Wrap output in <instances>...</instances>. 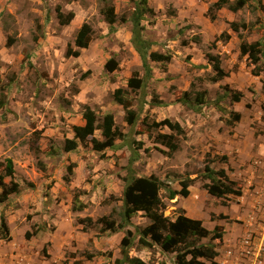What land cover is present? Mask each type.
<instances>
[{
    "label": "rangeland",
    "instance_id": "rangeland-1",
    "mask_svg": "<svg viewBox=\"0 0 264 264\" xmlns=\"http://www.w3.org/2000/svg\"><path fill=\"white\" fill-rule=\"evenodd\" d=\"M214 1L148 0L154 16L142 22L143 35L152 51L171 54L172 60L166 65L150 62L146 88L125 95L138 113V126L131 127L113 99L114 91L126 89L135 73L144 76L131 45L130 0H0V174L10 159L14 181L21 186L19 194L0 204V220L8 228V237L3 238L0 222V264H113L120 258L125 231L101 234L96 225L83 232L78 219L96 221L111 215L119 222L122 179L127 175L162 181L164 216L174 219L184 211L209 231L220 227L224 235L217 247L219 264L264 259V86L250 75L246 58L239 55L237 35L229 28L230 22L246 24L241 29L245 40L264 42V9L251 0L234 14L225 8L211 22L207 11ZM110 6L117 15L113 32L101 13ZM56 7L74 12L68 26L58 24ZM85 22L92 28L89 47L78 58H67L66 45L73 44ZM222 31L229 33V42L214 43ZM207 54L219 56L228 77L210 80L214 71ZM112 58L118 68L107 72L105 64ZM184 92H204L205 104L178 102ZM232 92L242 93L238 103L231 99ZM153 97L163 104L151 105ZM85 107L99 122L104 115H113L124 134L115 149L97 153L87 143L74 152L63 151L65 139L73 137L72 127L83 125ZM230 113L240 115L238 122ZM143 119L178 122L185 131L176 138L180 149L167 155L168 149L157 139L158 134L170 133L166 128L136 134L145 129ZM94 137L103 140L100 130ZM138 142L143 147L135 150ZM221 156L227 160L220 161ZM207 162L214 170L224 169L242 195L228 201L211 197L203 188ZM69 165L72 174L67 172ZM186 178L192 180L190 195L168 200L167 191L180 190L179 182ZM73 203H82L85 209L72 212ZM220 214L228 219L220 220ZM148 224L142 213L132 217L127 227L133 242L129 255L148 264L161 260L172 264L158 249L137 245L138 229ZM247 237L249 248L243 244Z\"/></svg>",
    "mask_w": 264,
    "mask_h": 264
},
{
    "label": "trees",
    "instance_id": "trees-1",
    "mask_svg": "<svg viewBox=\"0 0 264 264\" xmlns=\"http://www.w3.org/2000/svg\"><path fill=\"white\" fill-rule=\"evenodd\" d=\"M133 4L131 14L128 21L131 23V45L139 55L144 76L139 77L135 73L127 80L126 89L118 88L113 93V99L116 104L123 108L125 113V121L131 126L137 125L138 113L132 109V102L125 95L129 93L142 92L146 88V80L151 77L152 71L149 65L150 62L159 64H168L172 60L171 54H162L151 50V43L145 39L143 33L145 26L142 24L146 18L154 16V10L149 6L148 0H130ZM251 0H215L208 8L207 17L211 22L217 19V12L223 8H227L232 13L241 11L245 6L249 5ZM259 5V0H256ZM56 18L60 26H68L73 20L75 14L70 11L63 13L60 7H56ZM105 22L108 24L110 31H115L114 25L117 23V15L114 13L113 6L103 8L101 11ZM229 28L236 33L239 40V55L246 58V65L250 70V75L261 78L264 76V42L256 41L249 43L245 40L242 30L247 28L246 24L239 25L236 22H230ZM92 28L88 23H83L76 33L73 44L66 45L65 56L67 58H78L82 49H87L90 44ZM230 40V35L227 31H223L216 38L215 42L227 43ZM8 44L12 42L7 39ZM213 43V44H214ZM75 48V49H74ZM206 59L212 65L214 75L211 81L219 82L228 77V74L221 67L219 56L207 54ZM118 68V63L112 58L105 64L107 72H114ZM264 86V83H263ZM226 90V89H225ZM242 96L241 92H232L231 99L238 103ZM178 102L185 105H193L202 107L205 104V93L198 92L192 94L184 92ZM163 102L157 98H152L151 105L159 106ZM223 111V109H221ZM233 122H238L240 115L238 113H230ZM83 125L73 126V137L65 139L63 151L65 153L74 152L79 145L91 144L92 150L101 153L106 150H113L116 148V141L124 140V134L115 126L114 117L112 114H106L99 122L94 111L89 107L84 108L82 114ZM232 121L227 122L231 124ZM145 129H140L136 134H151L153 131L166 128L170 133H162L157 135L159 143L168 149V156H172L180 149L176 142L177 136H185L183 127L178 122H172L168 119L149 123L147 120L142 121ZM138 126V125H137ZM96 130H100L102 141L94 137ZM142 132V133H141ZM135 150L143 147V143H136ZM148 152V149H144ZM226 156H221L220 161L225 162ZM133 159L131 160L132 163ZM73 165H69L67 172L71 173ZM132 173V169H129ZM8 177L11 181L7 184L4 179ZM202 178L207 181L203 184V188L207 193L215 198L224 201L230 200V196H241L242 190L237 187L236 183L232 181L224 169L214 170L210 167L208 162L204 165ZM65 182L70 181V177H64ZM122 210L119 212L120 221L116 220L110 215L102 217L96 221L91 218L78 219V224L82 226V231L86 232L88 229L100 225L101 234H116L125 231V236L120 241V258L116 259L113 264H148L138 257H131L129 250L133 246L132 232L127 230L131 224V219L137 213H142L149 221V224L142 229H138L137 245L144 249L152 250L158 249L159 254L163 257L169 258L172 264H219L217 258L219 257L218 245L222 243L224 232L216 226L212 231H209L203 226L201 220L192 219L181 211L174 219L164 216L165 205L160 197V190L162 189V181L155 177H134L127 175L122 179ZM192 180L189 178L183 179L179 182L180 190H168L167 199L173 200L176 196L187 198L190 195L189 187ZM21 186L14 181L13 163L10 159L4 162L3 173L0 174V204H4L11 195L19 194ZM85 209V206L79 205L71 208L72 212H79ZM215 216L211 215V219ZM220 220H227L228 217L220 214ZM1 229L4 232L3 238L8 237V228L3 219L0 220ZM25 238L28 240L30 234L26 233ZM91 256H88L90 258ZM158 264H169L167 260H161Z\"/></svg>",
    "mask_w": 264,
    "mask_h": 264
},
{
    "label": "crops",
    "instance_id": "crops-1",
    "mask_svg": "<svg viewBox=\"0 0 264 264\" xmlns=\"http://www.w3.org/2000/svg\"><path fill=\"white\" fill-rule=\"evenodd\" d=\"M260 2H259V5L257 4V7H258V9H260L261 7H263V9H264V0H259ZM250 3V2H249ZM258 3V2H257ZM248 6V5H247ZM246 7V6H245ZM226 9L225 8H223V9H221V10H219L218 12H217V16L220 18L222 15V12H224ZM229 11V10H228ZM232 13V12H231ZM234 14V13H233ZM220 21V20H219ZM223 32V31H222ZM252 42H256V41H251V42H249V43H252ZM254 78H258V77H254ZM259 80H260V83L261 84H263L264 83V76H262L261 78H259ZM224 215V214H223ZM226 216V215H225Z\"/></svg>",
    "mask_w": 264,
    "mask_h": 264
},
{
    "label": "built area",
    "instance_id": "built-area-1",
    "mask_svg": "<svg viewBox=\"0 0 264 264\" xmlns=\"http://www.w3.org/2000/svg\"><path fill=\"white\" fill-rule=\"evenodd\" d=\"M250 243H251V241H250V238L249 237H247L243 241L244 246L247 247V248L251 247V244ZM255 264H264V259H258V258H256Z\"/></svg>",
    "mask_w": 264,
    "mask_h": 264
}]
</instances>
